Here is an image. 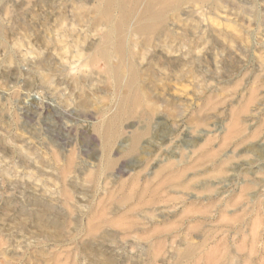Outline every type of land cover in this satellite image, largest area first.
<instances>
[{
	"label": "rangeland",
	"instance_id": "obj_1",
	"mask_svg": "<svg viewBox=\"0 0 264 264\" xmlns=\"http://www.w3.org/2000/svg\"><path fill=\"white\" fill-rule=\"evenodd\" d=\"M218 1L105 58L106 0H0V264H264V0Z\"/></svg>",
	"mask_w": 264,
	"mask_h": 264
},
{
	"label": "bare ground",
	"instance_id": "obj_2",
	"mask_svg": "<svg viewBox=\"0 0 264 264\" xmlns=\"http://www.w3.org/2000/svg\"><path fill=\"white\" fill-rule=\"evenodd\" d=\"M106 2L110 8H112L113 5H118L119 14L117 16L112 15V12L109 7L102 10V13L104 14L105 17H107L110 20L113 19V23H112L113 25L110 26L109 30L106 32V39L112 42V45L110 46V48L106 46L105 47L100 46V44L95 46L96 53H101L102 56L105 58H108L113 51L120 53L122 55L127 54L128 53V37H129L128 33H130L131 27L134 26L132 35H137L139 33H144V34L150 33L153 30H155L158 26L163 25L166 22V15L169 9L180 11L182 9V5L185 3L204 4L207 2H213L215 3V5H219L218 0H131V1L129 0H106ZM172 25L174 26L173 28H176L175 24H172ZM173 32H175V29H173ZM90 49H92V47H90ZM120 68H121L120 66L118 67L112 66V70H114L116 73H119V71H121ZM129 76L130 77H129L128 83L133 84L137 76V68L134 64L130 65V75ZM118 78L120 79V76ZM131 100H132L131 97L125 98L123 100V103H127L128 101L130 102ZM135 100H136L135 102H137V99ZM151 112L152 110L149 109L148 107L145 109V111L143 112L145 114H142L145 120H150L151 115H152ZM131 116H134V113H132ZM158 119H159L157 122L158 125L165 124L163 121L164 119L163 117L158 118ZM161 128H163V126ZM165 128L166 127L163 128L164 130H161L162 133L159 134L160 135L159 138L157 137L158 142L160 143H166L172 137V133H173L172 130L168 131ZM143 133H144L143 131H140L139 133H136L133 136V139H132L133 148H136L137 144L139 143V141L141 140L143 136ZM186 136L187 137L183 139L181 144L185 143L188 147H190L192 146V143L195 141V139L194 141H192V138L190 137L189 134H187ZM177 143L179 142L177 141ZM133 151L134 149L131 150V152ZM175 152L174 150L171 149L168 154L173 156ZM175 157L176 156H174V158Z\"/></svg>",
	"mask_w": 264,
	"mask_h": 264
}]
</instances>
